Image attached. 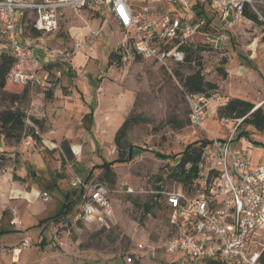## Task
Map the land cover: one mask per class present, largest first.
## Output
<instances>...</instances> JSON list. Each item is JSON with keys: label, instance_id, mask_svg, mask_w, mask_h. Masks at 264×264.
Instances as JSON below:
<instances>
[{"label": "rangeland", "instance_id": "rangeland-1", "mask_svg": "<svg viewBox=\"0 0 264 264\" xmlns=\"http://www.w3.org/2000/svg\"><path fill=\"white\" fill-rule=\"evenodd\" d=\"M256 7L264 15V7ZM65 9L57 29L49 33L33 30V12L17 22L22 37L32 40L39 36L35 46L55 50L61 62L46 67L51 76L44 88L8 82L10 90L22 96L25 132L30 134L33 129L37 138L33 145H25L22 139L1 140L0 149L6 148L10 158L0 174L8 171L23 178L16 181L24 192L14 195V201H5L0 191V264H177L179 254L165 249L177 231L169 223L170 212L158 191L188 185L181 186L171 175L178 157L166 160L157 153L175 154L196 139L226 138L237 119L218 111L230 98L255 101V106L264 109V27L250 13L225 29L212 16L216 25L205 27L209 44L198 55L205 79L217 88L207 90L210 100L201 128L190 121L191 100L182 85L184 77L198 67L194 61L192 66L171 63L167 69L135 55L129 46L131 35L105 10ZM222 31L227 33L225 41L218 38ZM76 43L79 48L72 54ZM58 50L70 54H58ZM222 57L227 59L225 63L220 61ZM68 65L72 79L65 76ZM218 66L226 71L225 77L217 71ZM62 76L65 84L74 86L75 101L73 107L61 105L56 111L59 124L49 126L53 130L50 138L44 124L40 129L30 119L41 120L42 101ZM129 117L139 118L125 136L127 143L137 146V154L112 167L113 180L103 179L97 164L117 157L115 133ZM238 129L249 130L250 137L235 134L231 149H248L255 165L263 163L264 126L263 131L244 124ZM63 145H68L70 153ZM72 146L79 151L73 153ZM207 148L211 149V141ZM89 171L87 180L112 190L114 212L107 225L74 222L78 202L62 220L52 221L67 199L66 193L69 191L70 199L76 195L71 180H84ZM127 186L134 192H126ZM44 193L49 195L48 201L42 199ZM156 198L158 204L144 210V204ZM14 216L21 226L11 223ZM24 237L29 240L28 247L21 246ZM139 242H148L155 250L138 251ZM128 254L134 256L130 263L124 261Z\"/></svg>", "mask_w": 264, "mask_h": 264}, {"label": "built area", "instance_id": "built-area-1", "mask_svg": "<svg viewBox=\"0 0 264 264\" xmlns=\"http://www.w3.org/2000/svg\"><path fill=\"white\" fill-rule=\"evenodd\" d=\"M257 5L264 7V0H0V43L14 56L6 78L10 83L25 86L44 88L49 84L50 75L42 69L35 49V41L40 37L30 40L18 30V20L28 12L34 13V29L49 33L57 29L59 12L64 8L103 9L119 28L131 35L129 46L134 53L169 69L171 63H184L182 46L202 49L209 44L206 19L197 10L217 17L224 29L236 19L245 18L246 10L264 27V15ZM218 38L225 41L227 33L222 31ZM79 45H74L72 54ZM58 52L70 54L65 50ZM186 94L191 100L190 121L202 128L210 96L201 92ZM243 118H237L229 127L226 138L211 139V149L204 148L197 173L188 186L158 191L170 212L169 223L177 231L165 243L167 251L179 254L177 264H204L212 258L219 259L221 264H261L264 162L252 165L248 149L232 150L230 146ZM34 131L30 134L23 131L20 139L25 145L35 144ZM71 185L79 195L73 221L107 225L114 212L112 190L101 182L77 177L71 180ZM125 191L133 193L134 189L127 186ZM42 199L48 201L49 195L44 193ZM11 223L21 226L16 216ZM29 245L28 238H22L21 246ZM136 249L146 253L155 250L148 242L137 243ZM133 259L128 254L124 261L130 263Z\"/></svg>", "mask_w": 264, "mask_h": 264}, {"label": "trees", "instance_id": "trees-1", "mask_svg": "<svg viewBox=\"0 0 264 264\" xmlns=\"http://www.w3.org/2000/svg\"><path fill=\"white\" fill-rule=\"evenodd\" d=\"M198 6V5H197ZM197 14L202 15L206 19L205 27L209 25H213V17L203 14L202 10H197ZM249 13L245 10V15ZM253 18H256L255 15H250ZM24 18V17H23ZM257 19V18H256ZM218 24V23H217ZM214 25H216L214 23ZM33 30L36 31L33 27ZM182 49L185 51V61L184 63L188 66H192V62L194 61L198 66L192 73L187 74L182 82L183 88L188 93H204L206 96H210L207 93V90H215L217 85L211 81L205 79L202 69L201 62L199 59L198 51L201 48H189L186 46H182ZM135 55L140 56L135 53ZM120 59V55L116 57ZM222 63H225L227 59L222 57L220 60ZM14 62V56L12 52L7 48V46L0 45V100L5 101L6 104L0 103V147L1 140H13L17 141L21 138L23 131L25 130V111L21 106V98L19 96L20 93L16 91H11L9 83L7 81L6 75L11 68ZM217 71L222 74L223 77L227 75L226 71L222 66L217 67ZM259 105V104H258ZM254 104L249 100L233 97L228 99L219 109L218 113L220 115H226L233 118H241L244 117L241 124L251 125L257 130H262L264 126V109L261 105L254 108ZM92 114V111L90 112ZM139 118L129 117L126 118L120 127L117 129L114 137L115 145L118 147V155L112 160L103 161L97 164L98 169L103 171L102 178L113 180L114 172L112 167L118 162H129L133 159V156L137 153L134 152V148L136 145L127 143L125 139L126 131L131 125V123H135ZM32 122L39 127V122L37 119L32 118ZM34 134V133H33ZM237 137L244 136L249 138L250 132L247 129H238ZM36 136V135H35ZM210 139H196L191 142H188L182 150L178 151L175 154H166V153H157L158 157H162L164 159H170L174 157H178L177 161L174 164V172L171 174L175 180L179 181L181 186L188 185L191 181V178L195 177L197 173L196 166L198 162L201 160V155L207 144L210 142ZM66 152L70 153V149L68 145H63ZM140 148V147H138ZM8 151L6 148L0 149V168L5 164V161L9 159ZM91 171V170H90ZM88 172L87 178L90 177V173ZM14 178L20 179L21 177ZM66 198L61 210H59L53 217L52 221L57 222L62 220L71 210L73 203L77 202L79 199V195L76 194L74 198H69V192L66 193ZM158 204L157 198L155 200L148 201L144 204V210H149L153 207L154 204ZM259 261L261 264H264V249L261 251L259 256ZM204 264H221L219 259H206Z\"/></svg>", "mask_w": 264, "mask_h": 264}, {"label": "crops", "instance_id": "crops-1", "mask_svg": "<svg viewBox=\"0 0 264 264\" xmlns=\"http://www.w3.org/2000/svg\"><path fill=\"white\" fill-rule=\"evenodd\" d=\"M67 10L68 9H65V8L62 9L59 12L58 19H61V16L66 14ZM0 45H3V44L0 43ZM35 47H36L35 48L36 52L39 55V59L41 62L42 69L48 71V73L50 75V70L47 69L46 67H49L53 63H60L61 59H56L57 55L54 53L55 50H47L46 48H43L41 45H39V46L36 45ZM69 66L70 65H68V67H66V70L69 71V73L65 76L70 77L72 79V77H71L72 71L70 70L71 66L70 67ZM65 76L60 77V79H58V82L54 83L53 86L51 87L50 91H48L46 93L47 94L46 100L42 101V109H43L41 112L42 118H41V120L37 119L39 122V128L40 129H43V124L46 126V128H45L46 129L45 131H47L46 136H48L50 138H51V134H53V133H51L53 130H51L49 128V126H57L59 124L57 116H56V111L58 109H60L61 105L73 107V104L75 101L74 88H73L74 86L65 84V82H64ZM82 92L83 91L81 90V93ZM238 98H240V97H238ZM242 99H244V98H242ZM246 100H248V99H246ZM249 101L252 103L255 102V101H251V100H249ZM34 119H36V118H34ZM71 150L73 153H77V151H79V147L72 146ZM256 161H258V160H256ZM252 162L253 161L251 160V163ZM255 163H257V162H255ZM255 163L253 162L252 165H255ZM7 174L9 175V177L7 176ZM87 179L88 178H86L84 180H87ZM16 180L22 181L23 178L16 179L13 177L12 173H9L8 171L5 172L4 176H1V174H0V191L2 192V196H3L2 199L3 200L7 201L8 199H13L11 201H14V200H16V198H13L14 195L18 196L20 193L24 192L21 183L17 182ZM74 195H75V193H74ZM3 211H2V213H3Z\"/></svg>", "mask_w": 264, "mask_h": 264}, {"label": "water", "instance_id": "water-1", "mask_svg": "<svg viewBox=\"0 0 264 264\" xmlns=\"http://www.w3.org/2000/svg\"><path fill=\"white\" fill-rule=\"evenodd\" d=\"M258 107V105H256L254 108Z\"/></svg>", "mask_w": 264, "mask_h": 264}]
</instances>
